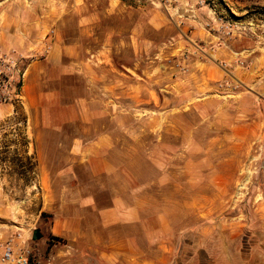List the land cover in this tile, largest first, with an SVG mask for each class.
<instances>
[{
    "label": "rangeland",
    "instance_id": "1",
    "mask_svg": "<svg viewBox=\"0 0 264 264\" xmlns=\"http://www.w3.org/2000/svg\"><path fill=\"white\" fill-rule=\"evenodd\" d=\"M54 1L0 0V28L19 5L27 15L47 16L57 11L49 9ZM77 6L83 15L101 18L98 35L82 39L88 53L81 58L109 42L110 63L134 71L128 73L132 97L111 108L122 107V118L104 121L112 130L131 131L116 133L113 156L129 182L146 186L149 204L168 209L177 224L197 230L200 217L180 211L212 208L223 223L236 216L241 225L256 218L261 226L256 212L264 208V0H77ZM75 11L69 14L73 38ZM5 56L17 54H0ZM25 64L8 76L15 88L7 87L8 100L0 102V243L29 246L35 264H45L51 248L64 243L50 231L57 203L43 195L47 186L27 135L33 127L18 110ZM81 82L75 88L82 94ZM35 230L41 234L36 242Z\"/></svg>",
    "mask_w": 264,
    "mask_h": 264
},
{
    "label": "crops",
    "instance_id": "2",
    "mask_svg": "<svg viewBox=\"0 0 264 264\" xmlns=\"http://www.w3.org/2000/svg\"><path fill=\"white\" fill-rule=\"evenodd\" d=\"M80 8L77 0H55L49 9L57 11L31 16L21 4L0 28V54H17L26 63L18 110L33 127L27 135L47 186L43 195L57 203L50 231L64 245H54L45 264H189L197 258L199 264H264V208L256 212L261 226L256 218L241 225L236 216L223 223L212 208L180 211L200 217L196 230L149 204L142 183L129 182L113 156L116 133L131 131L112 130L104 121L122 118V107L111 108L132 97V69L110 63L109 42L107 49L103 45L81 58L88 53L82 39L98 35L101 18L83 15ZM74 10L75 38L68 30ZM112 11L111 4L107 12ZM80 81L82 94L75 88Z\"/></svg>",
    "mask_w": 264,
    "mask_h": 264
},
{
    "label": "built area",
    "instance_id": "3",
    "mask_svg": "<svg viewBox=\"0 0 264 264\" xmlns=\"http://www.w3.org/2000/svg\"><path fill=\"white\" fill-rule=\"evenodd\" d=\"M23 58L19 57H0V102L8 100L9 93L7 87L15 88L12 86L10 77L15 73H21L20 65H22ZM36 259L33 250L26 245H19L13 240H8L0 243V264H35Z\"/></svg>",
    "mask_w": 264,
    "mask_h": 264
},
{
    "label": "water",
    "instance_id": "4",
    "mask_svg": "<svg viewBox=\"0 0 264 264\" xmlns=\"http://www.w3.org/2000/svg\"><path fill=\"white\" fill-rule=\"evenodd\" d=\"M39 239H41V234L39 232V230H35L33 233V241H38Z\"/></svg>",
    "mask_w": 264,
    "mask_h": 264
}]
</instances>
